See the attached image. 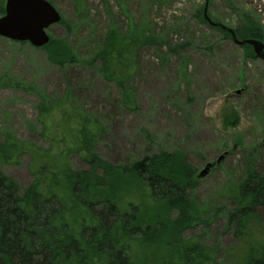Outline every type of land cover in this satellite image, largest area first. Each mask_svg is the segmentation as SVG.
<instances>
[{
	"label": "trees",
	"instance_id": "16d2710c",
	"mask_svg": "<svg viewBox=\"0 0 264 264\" xmlns=\"http://www.w3.org/2000/svg\"><path fill=\"white\" fill-rule=\"evenodd\" d=\"M4 2L0 0V17ZM206 4L210 13L208 0L197 7L195 18L210 26ZM238 13L231 27L238 40L264 42V28L253 16ZM59 24L66 25L63 17ZM132 24L128 32L111 28L86 64L119 89L123 108L136 111L132 85L141 51L155 48L165 66L183 46L146 24ZM210 27L233 41L230 33ZM240 47L246 59H257L252 46ZM40 49L61 70L84 64L66 40L51 38ZM73 90L68 87L61 98H42L38 107L40 135L49 148L20 142L11 134L0 139V264H149L143 256L155 246L169 256L161 264H264V142L247 146L240 138L224 149L230 156L240 149L243 157L225 185L222 197L229 204H220L212 218V210L190 194L200 177L185 153L160 150L125 164L103 158L98 147L108 135L106 124L84 109ZM22 155L29 156L34 178L23 191L1 168ZM75 157L84 167H75ZM221 215L240 247L217 263V248L186 241L182 234L211 228Z\"/></svg>",
	"mask_w": 264,
	"mask_h": 264
},
{
	"label": "rangeland",
	"instance_id": "374dc122",
	"mask_svg": "<svg viewBox=\"0 0 264 264\" xmlns=\"http://www.w3.org/2000/svg\"><path fill=\"white\" fill-rule=\"evenodd\" d=\"M48 1L66 23L52 26L48 34L68 41L84 64L61 70L50 63L46 50L0 37V139L11 134L20 142L49 148L40 135L38 107L42 98H61L73 87V96L84 109L103 118L108 135L98 153L112 163L125 164L160 150L180 151L200 177L208 165L219 162L198 178L190 193L200 206L212 210L213 218L220 204H229L222 197L225 185L243 157L240 149L231 156L224 149L240 138L247 146L264 142V61L246 59L240 46L197 22L196 9L207 0ZM210 1L208 16L218 23L232 27L238 12H245L264 28V0ZM131 24L138 28L146 24L183 46L165 66L155 48L141 51L132 85L136 111L123 108L119 89L86 64L111 28L128 32ZM73 164L84 167L76 157ZM1 168L22 191L33 182L27 155L4 162ZM182 237L217 248V263L230 249L240 247L222 215L211 228L187 229ZM168 257L166 249L155 246L143 259L161 264Z\"/></svg>",
	"mask_w": 264,
	"mask_h": 264
},
{
	"label": "water",
	"instance_id": "95a60500",
	"mask_svg": "<svg viewBox=\"0 0 264 264\" xmlns=\"http://www.w3.org/2000/svg\"><path fill=\"white\" fill-rule=\"evenodd\" d=\"M208 2V0H207ZM205 18L212 27H220L230 33L238 46L250 45L258 59L264 61V42L238 40L233 28L212 21L206 4ZM62 15L48 0H6L5 14L0 17V37L17 42H28L36 48L50 43L48 30L61 22ZM211 169L208 165L201 173L204 177Z\"/></svg>",
	"mask_w": 264,
	"mask_h": 264
}]
</instances>
